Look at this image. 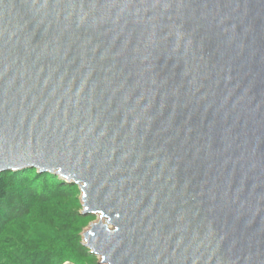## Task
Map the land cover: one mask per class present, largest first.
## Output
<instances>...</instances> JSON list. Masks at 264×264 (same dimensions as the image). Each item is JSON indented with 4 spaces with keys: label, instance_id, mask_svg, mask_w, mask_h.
Segmentation results:
<instances>
[{
    "label": "water",
    "instance_id": "95a60500",
    "mask_svg": "<svg viewBox=\"0 0 264 264\" xmlns=\"http://www.w3.org/2000/svg\"><path fill=\"white\" fill-rule=\"evenodd\" d=\"M25 167L79 185L98 264H264V0H0Z\"/></svg>",
    "mask_w": 264,
    "mask_h": 264
},
{
    "label": "trees",
    "instance_id": "16d2710c",
    "mask_svg": "<svg viewBox=\"0 0 264 264\" xmlns=\"http://www.w3.org/2000/svg\"><path fill=\"white\" fill-rule=\"evenodd\" d=\"M78 184L36 167L0 172V264H98Z\"/></svg>",
    "mask_w": 264,
    "mask_h": 264
},
{
    "label": "rangeland",
    "instance_id": "374dc122",
    "mask_svg": "<svg viewBox=\"0 0 264 264\" xmlns=\"http://www.w3.org/2000/svg\"><path fill=\"white\" fill-rule=\"evenodd\" d=\"M97 217H98V218H97V220H98V219H99V216H97ZM97 220H96V221H97ZM89 227H90V226H89ZM89 227H87L85 230H87ZM98 259H100V257H99V256H98Z\"/></svg>",
    "mask_w": 264,
    "mask_h": 264
}]
</instances>
